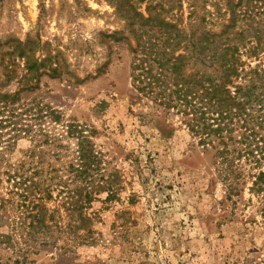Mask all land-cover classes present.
I'll return each instance as SVG.
<instances>
[{"label":"rangeland","instance_id":"374dc122","mask_svg":"<svg viewBox=\"0 0 264 264\" xmlns=\"http://www.w3.org/2000/svg\"><path fill=\"white\" fill-rule=\"evenodd\" d=\"M239 35L244 68L264 67V0H0L2 164L27 168L42 149L55 177L48 233L28 228L3 182L0 261L264 264L259 199L246 190L230 200L213 154L154 101L174 78L155 54L172 64L187 55L186 77L211 74L210 57ZM135 66L165 82L140 94ZM81 135L85 177L75 172Z\"/></svg>","mask_w":264,"mask_h":264},{"label":"trees","instance_id":"16d2710c","mask_svg":"<svg viewBox=\"0 0 264 264\" xmlns=\"http://www.w3.org/2000/svg\"><path fill=\"white\" fill-rule=\"evenodd\" d=\"M239 36V43L228 44L210 57L216 69L211 74L198 72L186 77L183 70L189 60L187 55H179L172 64L164 60L163 52L155 54L153 60L159 69L163 71L168 65L167 71L174 78L172 86L159 90L154 101L159 100L165 108L177 110L197 146L213 154L216 174L225 185L227 197L232 200L248 190L251 196L259 199L264 214V67L244 68L240 53L243 40ZM258 41L255 49L261 47V40ZM137 70L142 73L134 75L133 85L140 94L150 95L155 82L159 85L165 82L163 72L155 75L153 69L135 66L134 72ZM78 139H81L80 160L74 168L79 176L85 177L91 170V161L85 152V137L81 135ZM34 151L28 156L32 163L26 168L12 162L3 165L0 148V187L4 181L9 183L8 194L22 199L19 211L21 214L28 212L32 218L28 225L30 230L48 233L53 218L46 203L53 197L54 171L50 165L43 164L44 150ZM0 201V228H3L7 200ZM13 222L11 224H17ZM24 225L19 222L13 228ZM41 235L42 239L47 234L42 232ZM47 241L42 240L43 244ZM1 243L7 244V236L0 234Z\"/></svg>","mask_w":264,"mask_h":264}]
</instances>
